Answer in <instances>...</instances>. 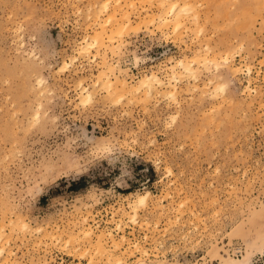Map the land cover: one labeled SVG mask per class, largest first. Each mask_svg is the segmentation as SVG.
Instances as JSON below:
<instances>
[{"label":"rangeland","instance_id":"374dc122","mask_svg":"<svg viewBox=\"0 0 264 264\" xmlns=\"http://www.w3.org/2000/svg\"><path fill=\"white\" fill-rule=\"evenodd\" d=\"M177 1L197 16L178 30L168 0H0V264H264V0ZM102 2L131 27L81 51ZM160 13L170 20L148 21ZM195 55V77L176 67L175 99L165 84L79 101L78 83L108 66L129 84L150 72L167 83Z\"/></svg>","mask_w":264,"mask_h":264},{"label":"bare ground","instance_id":"6f19581e","mask_svg":"<svg viewBox=\"0 0 264 264\" xmlns=\"http://www.w3.org/2000/svg\"><path fill=\"white\" fill-rule=\"evenodd\" d=\"M108 5H109L108 2H102V6H101L100 10H97L100 12L101 11H107V17L105 19H103V22H101V24L99 22L100 31L94 33L93 38L83 39L84 42L80 46L81 51H89V48H91V47L100 46L103 42V37L101 34L104 31H106V28H108L107 26H109V32L107 35L109 37V39H111L114 36V34H117V35L123 34L124 32H126L131 27L132 22L128 18L127 15L123 14L124 17H121V20L116 19L114 17V14H115L114 9L115 8H112V11L109 12L108 11ZM161 6L167 7L166 13H168L172 16L171 20L173 22V29L174 30H178V28L182 25V23H181V16L182 15L192 14L191 16L193 18L197 17L194 14L195 9H194L193 5L191 3H189L188 1H183L181 3L177 0H168V2H166V3H161ZM97 8H98V6H97ZM155 19H158V21H160V20L169 21L170 20L168 17L163 16V13H160L157 17L151 16L148 21L153 22ZM229 55L230 54H227L226 56H224L225 62L228 61ZM198 56H200V55L198 54ZM74 57H72L70 60L73 61ZM62 60H63V62H61L60 66L66 68L68 65V62L65 61L64 59H62ZM196 60H197V55H195L191 59H186V58L177 59L176 62L174 64L172 63L173 65H171V68H170V71H171L170 72V78L171 79H169L167 81V83H165L164 80H162L157 74L150 72V73L143 74L141 77H139L136 80L135 83L129 84L126 82V80L122 79V77L120 78L117 74L113 73V70H112L113 65L108 66L105 70H103V69L100 70L91 79V83L93 86L92 88H91V86L83 84L82 82L78 83V85L80 86V96H78V98H80L79 101L83 102V104H84V102L90 101L92 99V97L94 96L93 93H94L95 88L101 89L107 95L111 96L112 98L116 99L117 101L123 100V99L131 100V99H136V98H139L142 96L144 97V98L142 97V99H147L145 97H147V96L150 97L151 94H153L155 92L154 90H156L157 85L161 87L162 85L165 86V84H167L166 85L167 89H164V91H162L161 95L175 99L176 98V92H177V86H176L177 82L176 81L180 80V77H179L180 70H179V72L176 71V67L179 66L180 68H182V72H184L187 75H191V76L193 75L195 77L196 76V74H195L196 68L194 66V62ZM206 62H213L214 64H217V62H215V60L210 59V58H204L203 63L205 64ZM70 65H71V63H70ZM61 67H58V69H60ZM235 70L236 69H233V71H235ZM247 70L250 71V67H248ZM224 86H225L224 82H219L215 86V89H223ZM33 113H35V111ZM37 115L35 116V118L38 117ZM149 194H150L149 190H146L143 193H137L136 194L137 198L135 199V201L133 203L129 202L130 206L132 208V213H131V215L129 214L130 215L129 219H131L132 221L136 220L135 216H137L136 214L138 211L137 210L138 206L140 207V206H143L146 204L147 198H148V196H150ZM85 219L86 218H84V220ZM11 221L13 222V225L16 224V226L21 228V229H27L26 227H29L27 225V222L24 219L20 218V216H17V218L14 221L13 220H11ZM12 222H10V223H12ZM38 229H40V228H38ZM82 234L85 236L90 235V229L84 230ZM101 237H102L101 235L98 236V239L96 240V244H95L96 249L95 248L94 249H95V252L105 253L106 249H105L104 245L101 243ZM121 237H122V235H121ZM2 239H3V237H2ZM73 239L75 240L74 236H70L69 238H67L64 241L66 243L65 245L71 243V241ZM0 240H1V238H0ZM114 244H116V243H114ZM117 245L118 244H116V246ZM262 247H264V246H262ZM262 247H260V250L263 249ZM2 250H3V248L0 247V253H2ZM262 252L264 253V250ZM89 253H90V248L86 247L82 251H80L78 254H80V256L83 257ZM218 254H219V256H221L222 264H247L248 259H246V258L243 259L246 256L245 254H244L245 256L243 255L244 257H242V258L241 257H233V256H225L222 254L220 255V253H218ZM109 255H110V253H109ZM111 256H112L111 258H108V261L111 262L110 264H120L121 263L122 260L119 256H114V257H113V255H111ZM4 264H7V263L4 262Z\"/></svg>","mask_w":264,"mask_h":264},{"label":"built area","instance_id":"2783aa9c","mask_svg":"<svg viewBox=\"0 0 264 264\" xmlns=\"http://www.w3.org/2000/svg\"><path fill=\"white\" fill-rule=\"evenodd\" d=\"M146 67L143 65V67H139V69L136 68V72L145 71Z\"/></svg>","mask_w":264,"mask_h":264}]
</instances>
